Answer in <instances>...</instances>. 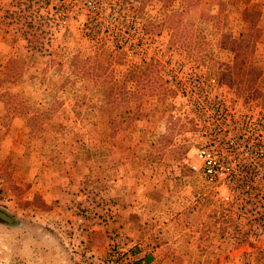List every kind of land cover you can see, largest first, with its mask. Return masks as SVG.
<instances>
[{"label":"rangeland","instance_id":"rangeland-1","mask_svg":"<svg viewBox=\"0 0 264 264\" xmlns=\"http://www.w3.org/2000/svg\"><path fill=\"white\" fill-rule=\"evenodd\" d=\"M0 210V264H264V0H0Z\"/></svg>","mask_w":264,"mask_h":264},{"label":"built area","instance_id":"built-area-1","mask_svg":"<svg viewBox=\"0 0 264 264\" xmlns=\"http://www.w3.org/2000/svg\"><path fill=\"white\" fill-rule=\"evenodd\" d=\"M207 152L201 151L198 156L201 157V162L196 167L195 165H190L191 169L199 171L203 176L204 180L209 184H221L224 183L225 178L230 174V169L226 165V162L222 160H217L213 150L210 147H206ZM207 155V158H206ZM221 166L223 170L217 171V167ZM196 167V168H195ZM102 264H132L128 255L119 254H108L106 260Z\"/></svg>","mask_w":264,"mask_h":264},{"label":"trees","instance_id":"trees-1","mask_svg":"<svg viewBox=\"0 0 264 264\" xmlns=\"http://www.w3.org/2000/svg\"><path fill=\"white\" fill-rule=\"evenodd\" d=\"M229 44H230L229 50L234 52L233 58H235V61H237L236 59H241V58H239V56H241L242 49L239 46L237 47V44H238L237 41L235 39H231L229 41ZM226 75H227L226 72L218 71L215 79L218 83H229V82H227L228 80L226 79V77H227ZM228 178L229 177L227 176L224 181L227 182ZM262 233H263V229L260 226H256V228H253V230H251L250 235L262 234Z\"/></svg>","mask_w":264,"mask_h":264},{"label":"water","instance_id":"water-1","mask_svg":"<svg viewBox=\"0 0 264 264\" xmlns=\"http://www.w3.org/2000/svg\"><path fill=\"white\" fill-rule=\"evenodd\" d=\"M0 220L7 224H14V220L4 211H0Z\"/></svg>","mask_w":264,"mask_h":264},{"label":"flooded vegetation","instance_id":"flooded-vegetation-1","mask_svg":"<svg viewBox=\"0 0 264 264\" xmlns=\"http://www.w3.org/2000/svg\"><path fill=\"white\" fill-rule=\"evenodd\" d=\"M0 211H3V210H0ZM6 213V212H5Z\"/></svg>","mask_w":264,"mask_h":264}]
</instances>
